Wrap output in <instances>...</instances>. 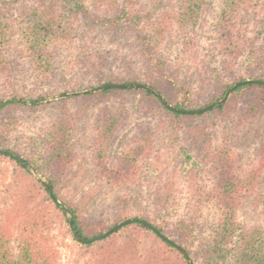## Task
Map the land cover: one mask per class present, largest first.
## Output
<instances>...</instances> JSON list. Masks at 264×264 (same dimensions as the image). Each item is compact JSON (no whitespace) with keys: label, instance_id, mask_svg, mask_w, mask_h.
I'll return each instance as SVG.
<instances>
[{"label":"trees","instance_id":"1","mask_svg":"<svg viewBox=\"0 0 264 264\" xmlns=\"http://www.w3.org/2000/svg\"><path fill=\"white\" fill-rule=\"evenodd\" d=\"M138 1L110 0L106 8V0H96L93 7L83 0H0V102L63 96L111 84H143L176 109L195 110L217 102L237 82L264 80V1L222 0L210 32L203 36L190 29L209 21V0H174L179 6L172 8L170 16L160 14L153 20L143 10V15H137ZM70 4L73 9L68 11ZM65 12L67 19L60 20ZM74 25L82 27L78 31L83 29L78 44L73 40ZM101 30L110 34L107 47L97 42ZM179 37L181 50L171 60L162 54L161 45ZM188 65L197 71L194 90L183 79ZM123 94L136 96L145 111L172 115L177 124L206 116L219 121L232 116L243 126L264 120L263 84L241 85L224 106L199 116L174 114L147 91L106 90L52 102L58 108L57 117L45 122L26 144L12 148L7 147L11 133L27 123L21 111L35 106L6 105L0 110V147L23 156L46 176L55 196L73 212L77 229L85 238L101 235L126 219L142 218L182 246L195 264H264V226H249L240 215L255 196L264 203L260 188L264 182V131L254 156L244 166L232 145L216 146L207 132L203 139L202 122V127L191 128L187 140L188 149L196 152L188 170L184 165L192 157L187 148L179 147L177 159L170 152H161L157 148L161 131L142 125L134 134L123 136L121 150L115 154L112 139L128 115L120 107L117 113L103 110L94 121L99 137H93L88 165L97 180L119 191L118 216L111 224L85 222L59 193L58 184L74 176L77 166L83 167L72 134L86 109L95 100ZM179 158L181 163L176 161ZM0 159L13 164L12 181L5 190L10 206L0 219V264H60L51 225L53 218L68 224L66 215L23 164L3 154ZM132 186L146 188L148 194L140 193L133 202L128 193ZM187 191L190 196L185 211L176 218L174 204ZM51 210L55 212L52 217ZM208 210L216 219L206 237L193 246ZM145 234L155 242L143 252ZM72 239L87 257L83 264H189L177 249L140 223L128 224L92 244H81L73 235Z\"/></svg>","mask_w":264,"mask_h":264},{"label":"rangeland","instance_id":"2","mask_svg":"<svg viewBox=\"0 0 264 264\" xmlns=\"http://www.w3.org/2000/svg\"><path fill=\"white\" fill-rule=\"evenodd\" d=\"M106 1V8H108L110 7L111 3L110 0ZM116 1L118 3L124 2H122V0ZM173 1L174 0H139L138 2L139 4H141V6L136 7L137 15H143V10L144 13L150 17L149 20H153L160 14L164 17H168L171 15L172 8H178L179 6L178 2L175 1L173 3ZM209 1L212 8L209 21L200 23L196 27L191 28V33H196L198 36H203L208 35V33L210 32L212 23L215 20V14L216 12L218 13L221 9L222 0ZM263 1L264 0H262V2ZM83 2L89 7H93L96 5V0H83ZM112 3L114 4L115 1H113ZM72 9L73 5L70 4L68 6V11H71ZM113 9L114 8H112L111 13H113ZM56 10L59 11L58 9ZM67 16L68 14L66 12L64 13V16L62 13L60 20L67 19ZM80 28L82 27H77L76 25H74L72 28L73 40L77 42V44L82 41L83 37V29L78 31V29ZM102 30L98 31L97 33V42H99L101 46L107 47L110 43V34H107ZM161 47L162 54L164 56H168L171 60H174L178 52L181 50L182 40L180 37L176 40H168L164 42ZM62 66L63 64L58 65L59 70H61ZM190 66L191 65H188L184 69L183 79L188 82L190 89L194 90L193 86L195 85L194 83H196L195 81L197 71L193 70ZM50 90L51 89L49 87L45 89L48 94L50 93ZM81 91L84 90L75 92ZM55 97L59 96H52L49 94L44 98L52 99ZM57 100L59 99L34 105L35 108L33 109L27 108L24 111H21L22 115L27 119V123L25 124V127L22 128L19 132L11 133L9 137L10 142L7 147L12 148L14 145L26 144L28 137L38 134L40 132L41 126H43L45 122L50 119L56 118L59 112L58 108L52 105V102ZM71 102L72 101H68V104H70L69 107L71 108V110L74 111L75 108L74 106H72L73 103L71 104ZM119 107L124 112H126V114L128 115V120H126V122H123L122 125H125L121 127L122 129L120 128L119 132L116 133V135L112 139L111 150H113L115 154H118L121 150L120 142L123 143V136L126 134L128 136L134 134V132L138 130V125H142L145 126L148 130L153 128L152 130L161 131L160 139L157 142V148L158 150H161V152H170L172 157H176L177 159L179 147H183L184 149L187 148V155L189 157H192L191 161L185 163L184 165L186 166V168H188V170L193 167L196 152L195 150L188 149L187 140L192 135L191 128H194L196 126L202 127V122L205 123L203 128V139L206 138L205 132H207V135L213 139V144H215L216 146H225L228 144L232 145L235 150H238L240 152L242 164L244 166H246L248 161L254 156L256 149L260 145L259 136L262 131H264V120L258 122L252 121L246 126H243L237 123L236 119L232 116L224 121L214 120L211 116H206L204 118L196 117L190 124H187L185 120L179 122L180 124H177L178 122L174 120L173 116L166 112L145 111L136 96H130L129 94L111 96L109 98L95 100L93 102V105L90 104L86 109L83 120L76 126L72 134V142L78 151L79 159H82L81 164L83 167L82 169H79L80 167L77 166L74 172L76 174L69 177L62 183H59L57 186V190L59 191V193L67 201H69L74 208L77 209L80 217L85 220V222L94 223L99 220H104V222H106L107 224H111L118 216L117 199L119 196V191L112 185L102 183L97 180L92 174L88 162H90V148L92 147L93 137H99V132L95 131L94 121L99 116V114L102 113L103 110H109L110 112L117 113ZM232 134L234 135V137H232ZM182 158L184 160L186 156L183 155ZM176 161L181 163L182 159L180 161L179 158ZM174 164L176 165V163ZM12 168V163L8 162L7 160L0 159V193L3 197L0 199V219H3L2 211L10 206V202L9 200H7V196H5V190L7 184L12 181V175L10 172ZM7 169L9 172H6ZM39 175L42 178L46 179V176L42 174ZM155 175L156 172L153 173V176ZM260 188L262 192L261 194L264 195V182L262 183ZM128 193L129 195H131L132 201L135 202L140 193H143V196L146 197V195L148 194V190L146 188L143 189L137 186H132L129 188ZM186 193V195L183 194L182 198L174 204V210L178 212V216L176 217L175 215L174 218H179L185 211V205L186 202H188V197L190 196V193L188 191ZM261 201H263V198L260 199L255 196L253 199H250L246 203L243 210L240 212L242 220L249 226H264V203H261ZM206 212L207 216L205 217V219H203L204 222L201 224V226L199 227V231L196 233V238L194 239L193 246H195L198 241L202 240V238L206 237V235L210 232L211 227L213 226V222L216 219V214H214V212H212L211 210H208ZM54 215L55 212L51 210L50 217ZM53 219L54 223L51 225L53 230L52 240L60 250V264H83L84 259L87 257H85L83 254V248L72 239V234L68 224L64 220L58 218ZM142 242V250L143 252H146L147 250L152 249V243L155 242V238L153 236L145 234L142 237Z\"/></svg>","mask_w":264,"mask_h":264},{"label":"water","instance_id":"3","mask_svg":"<svg viewBox=\"0 0 264 264\" xmlns=\"http://www.w3.org/2000/svg\"><path fill=\"white\" fill-rule=\"evenodd\" d=\"M245 84H263L264 85V80L246 79V80H242L240 82H237V83L231 85L227 89L223 98H221L217 102L212 103V104H210L204 108L195 109V110L176 109L161 94H159L153 88L146 86V85H143V84H127V85L111 84V85L101 86L98 88H92V89L84 90L81 92H73V93L65 94L63 96L55 97L52 99L51 98H41V99H37V100H28L25 98H10V99H6V100L0 102V110L8 104H22L25 106H34V105L45 103V102H48L51 100H56V99H60V98H67V97L76 96V95H85V94L96 93V92H100V91H106V90H143V91L149 92L154 97L159 99V101L165 106V108L174 114L199 116V115L205 114L209 111H212L214 109H217V108L224 106L226 104V102L228 101L229 97L232 95L233 91L235 89H237L238 87H240L241 85H245ZM0 154L6 155L10 158H13V159L17 160L18 162H20L21 164H23L26 167V169L46 187V189L48 190V193L51 197V200L59 208H61L63 213L66 215L69 229H70L73 237L79 243H81V244H92L94 242L101 241L103 239L108 238L109 236H111L112 234L117 232L118 230L123 229L128 224L140 223L143 226H145L146 228H148L150 231L155 233L164 242L170 244L172 247L177 249L186 258V260L188 261L189 264H195L193 262L191 256L188 254V252L182 246L178 245L171 238H169L165 234L161 233L155 226H153L152 224H150L149 222L145 221L142 218L126 219L124 221L119 222L117 225L111 227L109 230L102 233L101 235H98V236H95L92 238H85L82 234L79 233V231L77 229V226H76L75 220H74V216H73V212L64 203H62L57 198V196H55V194L53 193L52 186L50 185L48 180L42 178L26 158H24L23 156H21L19 154L12 152L11 150H8V149L2 148V147H0Z\"/></svg>","mask_w":264,"mask_h":264}]
</instances>
